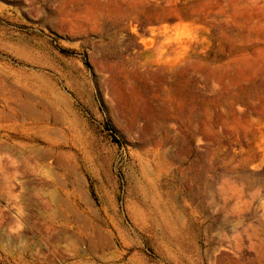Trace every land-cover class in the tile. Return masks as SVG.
Here are the masks:
<instances>
[{"label":"rangeland","instance_id":"rangeland-1","mask_svg":"<svg viewBox=\"0 0 264 264\" xmlns=\"http://www.w3.org/2000/svg\"><path fill=\"white\" fill-rule=\"evenodd\" d=\"M0 110V264H264V0H0Z\"/></svg>","mask_w":264,"mask_h":264},{"label":"crops","instance_id":"crops-1","mask_svg":"<svg viewBox=\"0 0 264 264\" xmlns=\"http://www.w3.org/2000/svg\"><path fill=\"white\" fill-rule=\"evenodd\" d=\"M13 123H14V116H13V114H6L5 112H3V111H1L0 110V130H3V129H6V130H9V129H12V127H13ZM24 170L26 171V169L24 168ZM46 183V182H45ZM36 189H35V192L36 193H38V195L39 196H41V197H43V196H45V198H47L48 197V202H50V204L51 203H54L55 202V198H54V194H53V191L50 189V187H46V188H37V186L35 187ZM46 189V190H45ZM48 189V190H47ZM48 194V195H47ZM0 195H1V193H0ZM35 196H36V194H35ZM38 196V197H39ZM53 213H55L54 211H53ZM53 213H50V215L52 214V216L54 215V217H55V214H53ZM91 213H92V211H91ZM48 214V213H47ZM2 215V218L0 217V222H3L5 219H6V217L4 216V214H1ZM57 218L58 217H55V219H53V220H55L57 223H60L61 225H67V223H68V220L67 221H62L61 219L60 220H57ZM73 223V222H72ZM53 224L54 223H51V224H48L47 225V227H46V229H47V232H49V233H51L52 231V227H53ZM66 227V226H65ZM55 229H57V227L55 226ZM58 230V229H57ZM65 230V229H64ZM59 232H60V230H58ZM52 234V233H51ZM67 234V232L66 233H64L63 232V235H66ZM0 241H2V245H5V246H16V247H13V248H16L17 250H23L22 249V247H24V243H23V240L22 239H20V240H15V241H13V242H11V243H9L8 241H6L5 239H3L1 236H0ZM33 248H34V246H32V248H31V253L33 254ZM33 257V256H32ZM34 260H36L35 259V256H34V258H32L30 261H34Z\"/></svg>","mask_w":264,"mask_h":264},{"label":"bare ground","instance_id":"bare-ground-1","mask_svg":"<svg viewBox=\"0 0 264 264\" xmlns=\"http://www.w3.org/2000/svg\"><path fill=\"white\" fill-rule=\"evenodd\" d=\"M153 155H154V159H153V161H154V164H153V167L159 172L160 170H161V168H162V166H163V162H164V160L161 158V157H159L158 156V153H153ZM165 163V162H164ZM152 167V168H153ZM144 168V167H143ZM153 168V169H154ZM149 171H152L150 168H149ZM149 171H148V174H149ZM142 172L144 173V172H146V169L144 168V170L142 169ZM152 173H153V171H152ZM162 173V172H161ZM150 175V174H149ZM158 178V177H157ZM157 178H156V181H158L157 180ZM54 216V215H53ZM55 219V218H54ZM58 222V221H57ZM56 223V222H55ZM54 223V224H55ZM53 224V228L55 227V225ZM68 225V224H67ZM67 225H65L66 227H67ZM66 241H67V243H68V248H69V250H72L73 252H76V250L78 249L77 247H76V241H75V237L74 236H68L67 238H66ZM109 242V241H108ZM79 257V256H78Z\"/></svg>","mask_w":264,"mask_h":264}]
</instances>
